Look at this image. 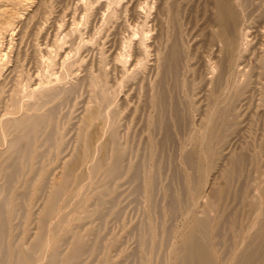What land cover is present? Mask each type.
I'll list each match as a JSON object with an SVG mask.
<instances>
[{
	"label": "bare ground",
	"instance_id": "1",
	"mask_svg": "<svg viewBox=\"0 0 264 264\" xmlns=\"http://www.w3.org/2000/svg\"><path fill=\"white\" fill-rule=\"evenodd\" d=\"M105 1L96 9L102 16L107 7L111 9L122 0ZM122 8L129 17L126 28L132 32L120 43L111 40L109 60L102 58L95 66H84V76L77 78L78 82L68 88L39 85L33 89L29 80L23 84L24 79L19 81L15 75L0 84V146L6 144V150L0 152V264H37L46 249L45 264H84V255L96 259V247L89 245L83 234L65 230L53 242L47 241V223L65 193L82 178H128L139 182L135 192L145 193L155 208L166 157L172 158V171L182 179L180 196L171 190L166 202L170 219L183 220L179 241L169 245L161 262H156L151 249L156 225L147 217L136 229L141 247L131 255L140 264H264L263 190L260 197L254 196L244 184L233 193L242 167L250 163L257 173L264 158V151L248 153L257 138L242 140L243 134L256 127L261 132L260 145L264 144V0H135ZM108 19L117 26V10H112ZM89 31L88 45L94 41ZM69 54L64 57L69 59ZM8 55L4 53L0 60H8ZM20 56L16 51L11 75L19 72ZM71 67L60 76L67 78ZM82 89L87 96L81 127L76 128L80 130L79 145L71 159L62 161L60 180L47 185L37 221L39 233L24 248L8 236L19 216V197L26 194L21 178L33 172L42 179L36 189L43 190V178L49 176L47 166L61 160L64 145L55 118L60 103L49 106L59 99L70 102ZM255 101H259L257 111H253ZM245 115L250 116L247 122ZM257 118L259 122H253ZM231 144L237 152L218 153V148L223 152ZM219 154L226 160V165L217 169V177L224 179L223 191L215 185L218 178L209 179L213 158ZM101 199L97 208L104 203ZM64 220L61 216L49 230L54 237ZM162 230L167 238L175 236L172 229ZM68 234L71 239L65 251L61 247ZM109 260L104 252L94 261L107 264Z\"/></svg>",
	"mask_w": 264,
	"mask_h": 264
},
{
	"label": "rangeland",
	"instance_id": "2",
	"mask_svg": "<svg viewBox=\"0 0 264 264\" xmlns=\"http://www.w3.org/2000/svg\"><path fill=\"white\" fill-rule=\"evenodd\" d=\"M103 1L104 0H0V56H3L4 53H9L8 60L5 57L2 58L3 61L0 60V66L2 69L0 74V84L4 82L7 77L12 78L16 75L15 77L18 76L19 81H23L24 79L23 84L30 81V87H33V89L37 87L39 88V85L54 89L68 88L75 82V80L78 82L77 78H81L84 76V72L82 71L84 69V66H86L87 64L95 66L102 58H104L105 60H109L110 56L112 55V50H109L112 41L115 40L117 41L116 43H120L121 39L128 35V31L132 32L131 29L126 28L129 17L126 12H123L124 9L122 7L126 6V4L129 2L133 4L135 0H122L119 5H115V7L112 6L113 8L111 7V9L107 7L104 10V16H102V14L98 13L97 10L100 3H106V1ZM140 2H143V0H140ZM151 2L149 3L152 5ZM112 10H117L116 25L118 27L112 26L110 20L108 19V15L112 12ZM153 13L154 10L151 14L153 15ZM99 17L102 18L100 19ZM70 23L73 27L69 25ZM116 29L117 31H115ZM89 30H91L94 34V41L93 43L90 42L91 44L89 43L88 45L85 41L88 40V35L90 33ZM114 33H118V36L115 37ZM67 34H70V37H68ZM65 35H67L66 38H64ZM58 36L61 37V40ZM72 40H74L75 42H73ZM95 41H97V43H99L101 47L97 46V44L94 43ZM84 44L86 46H84ZM190 44L192 47V42H190ZM68 46H70V48ZM48 48H50L51 53ZM18 50L19 55H21V67L19 68V72H16L17 74L11 75L10 70L13 68L14 55ZM67 51L70 52V54ZM99 52L101 55L99 54ZM102 52H105L103 56ZM65 54H69V59L65 58L67 57ZM42 56L44 59L42 58ZM151 59L152 58H150L149 61H151ZM63 62L66 63L63 65ZM70 65H72L71 69L68 70V74L70 75L67 76V78L61 77L60 74L65 72L66 67L70 68ZM36 70H38V72ZM76 72L77 74H75ZM54 77L59 78L55 80ZM51 83L55 84L52 85ZM22 95L20 94V96ZM86 96L87 95L85 90L82 89L81 91H78L77 95L70 102L65 103L62 102V99H59L49 106L53 107L60 103L55 118L57 126L59 127L61 134L63 135V152L60 154L61 157L59 156L61 159H59L60 161L53 163V165L51 164L52 167L51 165L47 166V168L49 169V176L47 178H43V190L36 189L38 188L36 186L38 185L37 182L40 183L42 179L34 177L33 172L29 173L26 176V179L21 178V181L26 183V194L23 197H19V216L14 220V225L9 230L8 236L13 243H19L24 248L29 247V245L35 238V235L39 233L37 230V221L44 206V201H46L50 182L60 180L59 177L62 161L65 159H71V156L73 155L76 147L79 145L78 142H76V139L77 136L80 135V130H76V128L79 125L81 127V119L84 118V100H86ZM122 98L123 97H121V99ZM22 99L25 102L26 98L21 97V100ZM254 103L255 106L253 111H257L259 101H255ZM254 103L251 105V107H253ZM258 109L260 110V108ZM44 111L45 110H43L42 113ZM250 114H252V112H250ZM192 117L196 118V120L198 119V116H195V114ZM247 118L250 119V116L245 115L246 122ZM256 120L258 121V118L254 119L253 122H255ZM253 129L254 130L251 131V133L248 132L246 134H243L242 140L249 142L251 141V137L257 138L258 142L255 141V143H253L251 152L248 153H252L254 151L257 153H262L264 151V144L260 145L261 140L259 141V137H261V132L258 131L256 127H253ZM135 140H137V137L135 138ZM5 150L6 144H2V146H0V152ZM219 150L220 149L218 148V153L220 154H229L234 150V152L238 151L237 149H235V145L232 144L223 152ZM220 154L214 156L213 158L212 168L209 171V179L213 181L214 178H218L214 181L215 185L218 190L223 191L224 179H219L220 177H217V169L223 164V166H225L226 160H221L222 157L220 156ZM171 157L173 156L171 155ZM172 162V158L170 161V159L166 157L161 164V167L163 166L162 176L164 177L159 178V185L155 197L156 207H153L154 209L149 205L145 193L142 195L140 194L139 190L138 192H135V187L139 184V182H129L128 178H118L117 180H110L109 178H82L78 186L72 185V187L65 193L64 198L57 205L58 211L56 210L53 217L48 221L49 223H47L46 226L48 227L47 241L51 240L50 242H53L55 238L57 239L61 237L65 230H72V232L74 233H80L81 235L83 234L85 236V240L89 243V245H94L96 247L95 257L98 254V257L96 259L102 257V254L104 252H107L110 258L107 264H140L138 258L131 254L136 252L141 247L138 239V230L136 229L138 227V224H140L142 220H145L148 217L150 220L152 219L151 222L153 223V225H156L153 240L154 242L151 244V249L155 250L154 260L156 259V262H161L168 246L175 242L178 243V231L182 228L183 224V222H181L183 221L181 218H177V220L175 221L170 219L169 211L166 208V202L168 199L167 196L171 190L172 192H175L176 196H180V194L182 193V179L181 176H177L176 173L172 171ZM258 164L259 165L257 167H259V172L257 173H255L257 171L256 167H254V165H251L250 163L242 167L241 173L237 177L239 180L235 182L236 184H234L233 187V189L235 188V192H233L234 190L232 189V192L234 194L236 193V189L244 184L249 187L250 191H253L254 196H259L262 190L264 194V158L263 160L261 159V162H259ZM85 168L86 166L82 169ZM100 183L103 184L100 185ZM104 183L108 187H106ZM1 184L2 182L0 181V185ZM32 184L33 186H30ZM111 184L115 185L111 186ZM111 188L115 192H112ZM102 189L104 191H102ZM19 190L21 191V188H19ZM99 199L103 200L104 203L102 206L97 208L96 205ZM204 201L205 198H202V200L200 201L201 204H203ZM260 201L262 203L260 207L262 213L264 212V200L261 198ZM261 213L259 216H261ZM61 216H63L65 220L62 224L63 226L61 230L59 231V235L57 237H54L49 230L54 227L55 223ZM261 218H263V216L260 217L257 222L260 221ZM22 227L25 229H23ZM162 228L172 229V231H175V236H173L172 239L167 238ZM257 228L258 227L256 224L254 229ZM25 230H27V232ZM69 237V234L64 237L63 246L61 247L62 250H68V247H66V243L70 242L71 238ZM111 243H114V245L109 246V244ZM48 253L49 249H46L45 254L41 256L38 263L45 264L46 254ZM82 259L84 260V264H96V262L94 261L96 260L94 259V255L91 257H89L88 255H84Z\"/></svg>",
	"mask_w": 264,
	"mask_h": 264
}]
</instances>
